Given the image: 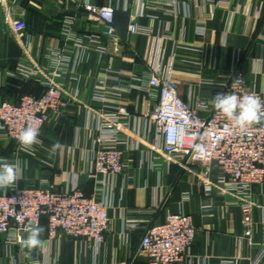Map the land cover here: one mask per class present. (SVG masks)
Returning a JSON list of instances; mask_svg holds the SVG:
<instances>
[{
	"label": "crops",
	"instance_id": "obj_1",
	"mask_svg": "<svg viewBox=\"0 0 264 264\" xmlns=\"http://www.w3.org/2000/svg\"><path fill=\"white\" fill-rule=\"evenodd\" d=\"M83 2L0 0V103L41 95L44 77L60 50L70 61L61 81L63 105L48 115L32 155H19L16 142L0 130V158L20 162L18 188L51 184L63 191L77 182L86 197L107 204L108 231L97 247L62 233L49 239L42 219L40 247L16 246L0 235V264H149L139 249L143 233L179 211L190 216L196 229L180 264H264V185L250 191L248 238L241 203L219 191L204 193L200 173L206 170L207 179L215 182L218 168L182 158L168 160L146 116L153 101L147 92L131 88L133 77L160 68L177 82L184 102L195 106L199 99L207 101L209 108L200 111L205 116L215 95L239 75L246 88L264 100V0H90L115 8V43L84 12ZM66 17L74 19L72 32L82 49L64 42L61 26ZM15 20L26 24L19 42L10 29ZM130 24L138 32L130 33ZM96 40L105 46L104 52ZM19 66L32 75H18ZM97 92L102 102L94 100ZM117 109L125 111L119 115L121 136L127 141L121 147L125 169L116 177L89 178L100 135L98 116ZM57 142L62 148L52 154ZM8 189L0 188V195Z\"/></svg>",
	"mask_w": 264,
	"mask_h": 264
},
{
	"label": "built area",
	"instance_id": "obj_2",
	"mask_svg": "<svg viewBox=\"0 0 264 264\" xmlns=\"http://www.w3.org/2000/svg\"><path fill=\"white\" fill-rule=\"evenodd\" d=\"M82 9L102 27L103 34L111 42L118 41L115 8L110 3L99 6L84 0ZM73 26L72 17L63 20L62 38L65 43L82 49V43L72 32ZM10 29L14 39L19 42L26 24L22 20H15ZM128 30L132 34L138 32L135 24H130ZM96 42L99 44L98 50L104 52L102 42ZM55 57L54 68L44 77V91L41 95L22 96L15 102L0 103V130L8 139L16 142L19 155H32V151L24 152L20 149L16 137L21 130L31 124L39 129L40 137L48 115L58 112L63 105L65 92L61 81L68 71L70 61L62 50ZM76 62L75 59L71 63L72 67H75ZM17 71L22 77L33 73L24 66H19ZM131 88L147 92L153 101L146 116L153 133L160 138L159 150L168 160L174 162L176 158H182L186 162L213 164L218 168V179L215 182L207 179L206 170L200 173L204 193L209 195L219 191L237 199L241 203L245 236L250 238V191L253 186L264 185V120L241 129L214 106L204 116L200 111L209 108L207 101L199 99L195 106L184 102L178 95L177 82L160 68H150L148 75L133 77ZM77 90L76 86L72 95L75 101L79 94ZM220 93L238 96L255 94L262 99L258 92L246 88L239 75L230 79ZM94 100L102 102V93H95ZM121 114H125V111L117 109L115 112H101L98 116L100 135L92 153L89 178L116 177L125 169L121 147L127 141L121 136L124 134V126L119 120ZM196 144L204 147V157H198L194 148ZM42 219H46L49 239L62 233L71 238L83 239L95 247L103 242L110 221L107 204L94 197H86L77 182L68 185L63 191L56 190L51 184L39 188H18L13 185L0 195V235L7 243L16 246L23 244L22 239L27 236L24 227L29 224L40 226ZM195 236L196 229L188 214L182 211L169 213L162 223L145 230L139 249L149 264H180L190 251Z\"/></svg>",
	"mask_w": 264,
	"mask_h": 264
},
{
	"label": "clouds",
	"instance_id": "obj_3",
	"mask_svg": "<svg viewBox=\"0 0 264 264\" xmlns=\"http://www.w3.org/2000/svg\"><path fill=\"white\" fill-rule=\"evenodd\" d=\"M214 108L228 120L233 121L241 129L247 128L253 124H258L264 120V100L255 94L238 96L236 94L217 93L213 101ZM39 129L31 124L24 127L16 137L21 151L30 152L35 144L40 143ZM62 145L57 142L52 146L51 153L54 154ZM198 157L206 155L202 145H194ZM22 177L20 162H8L0 158V188L7 189L16 184ZM43 227L32 226L24 227L27 236L22 239L23 244L28 249H34L42 246L40 239Z\"/></svg>",
	"mask_w": 264,
	"mask_h": 264
}]
</instances>
